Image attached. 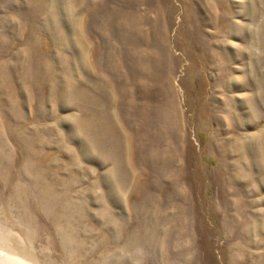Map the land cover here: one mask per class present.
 Here are the masks:
<instances>
[{
  "label": "rangeland",
  "instance_id": "obj_1",
  "mask_svg": "<svg viewBox=\"0 0 264 264\" xmlns=\"http://www.w3.org/2000/svg\"><path fill=\"white\" fill-rule=\"evenodd\" d=\"M0 264H264V0H0Z\"/></svg>",
  "mask_w": 264,
  "mask_h": 264
}]
</instances>
